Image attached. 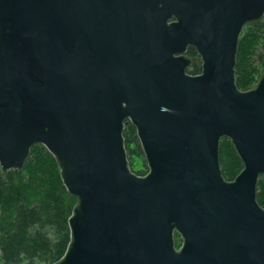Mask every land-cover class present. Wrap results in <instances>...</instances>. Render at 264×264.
<instances>
[{
    "label": "water",
    "instance_id": "water-1",
    "mask_svg": "<svg viewBox=\"0 0 264 264\" xmlns=\"http://www.w3.org/2000/svg\"><path fill=\"white\" fill-rule=\"evenodd\" d=\"M262 15L264 0H0V170L41 145L76 197L54 264H264V71L246 91L234 78ZM222 137L243 165L231 181Z\"/></svg>",
    "mask_w": 264,
    "mask_h": 264
},
{
    "label": "trees",
    "instance_id": "trees-1",
    "mask_svg": "<svg viewBox=\"0 0 264 264\" xmlns=\"http://www.w3.org/2000/svg\"><path fill=\"white\" fill-rule=\"evenodd\" d=\"M262 27L264 31V24L256 21L246 32L243 28L239 35L234 69L235 85L239 91L250 88L245 81L243 84L241 69L247 77L254 71L248 63L242 67V56H246L249 50L254 51L253 46L258 41ZM189 54L191 57H199L193 49ZM257 58V62L264 66V54L261 53ZM189 66L186 71L188 75H197L201 71L198 62L193 61ZM124 124L123 146L127 152L130 171L137 176L144 175L146 171L143 169L132 171L129 164V157L135 156L141 159L146 167L134 127L128 121ZM225 139L226 137H222L218 143L219 170L223 178L231 181L243 165L234 148ZM222 140L227 142L226 147L232 161L229 169L225 168L224 161L228 154L226 155L221 148ZM59 172L60 168L55 158L41 145L29 148L28 157L21 170L10 169L5 172L0 170V264H54L65 253L67 243L70 241L67 219L73 212L76 197L67 193ZM261 184L264 186V181L259 180L256 184L259 191L255 198L260 208L264 209V201H260L264 198H260L264 190ZM178 237L175 234L176 247L179 245Z\"/></svg>",
    "mask_w": 264,
    "mask_h": 264
},
{
    "label": "rangeland",
    "instance_id": "rangeland-1",
    "mask_svg": "<svg viewBox=\"0 0 264 264\" xmlns=\"http://www.w3.org/2000/svg\"><path fill=\"white\" fill-rule=\"evenodd\" d=\"M257 22H261L264 24V15H262ZM253 24L254 23H251V24L247 23L246 24L247 26H245L246 28H244V31L246 32V30L248 28H250V25L252 27ZM253 50L254 51L249 50L246 56H244V55L242 56V67L244 68L245 67L244 65H247V63H248V64H250L251 69H253V71H254L252 75H249L247 77L244 70L241 69V74L243 77V84H245V83L249 84L248 87H253L255 85V83H257L258 79L260 78L259 76H260L261 72L264 70V66L260 65L257 62L258 55H261V53L264 54V31H263V27H262V32L259 35L258 41H256V43L253 46ZM244 81H245V83H244ZM240 82H241V80H240ZM226 140L227 139H225V141ZM225 141L222 140L220 143H221L222 150L224 149L223 151H225L226 155L228 154V156H226L224 162H225V168L229 169L230 166L232 165V163H231L232 161H231V158L229 157V150L226 147L227 142H225ZM129 164L132 166V171H139L141 169L146 171V169H147V167H144L141 159H139L135 156L129 157ZM261 181H263V180L261 179ZM260 186H261V188L264 189L263 184H261ZM261 194H262V196L260 198L264 197V190H263V193H261ZM260 201H264V198L261 199Z\"/></svg>",
    "mask_w": 264,
    "mask_h": 264
},
{
    "label": "flooded vegetation",
    "instance_id": "flooded-vegetation-1",
    "mask_svg": "<svg viewBox=\"0 0 264 264\" xmlns=\"http://www.w3.org/2000/svg\"><path fill=\"white\" fill-rule=\"evenodd\" d=\"M243 29V28H242ZM194 50L195 51V49H194V47L193 46H186L185 47V50H184V58H186L187 60H188V66L189 65H191L192 64V62L193 61H195V62H198L199 63V65H200V59H199V55H198V53H197V55L199 56V57H197V58H195V56H190V54H189V51H191V50ZM196 52V51H195ZM190 67V66H189ZM188 67V68H189ZM262 179V177H260L258 180H257V182L259 181V180H261ZM257 182H256V184H257ZM255 188H256V186H255ZM258 189L256 188V193H255V196H256V194L258 193ZM255 201H256V198H255ZM263 209V208H262Z\"/></svg>",
    "mask_w": 264,
    "mask_h": 264
},
{
    "label": "built area",
    "instance_id": "built-area-1",
    "mask_svg": "<svg viewBox=\"0 0 264 264\" xmlns=\"http://www.w3.org/2000/svg\"><path fill=\"white\" fill-rule=\"evenodd\" d=\"M178 247H179V245H178ZM178 247H177V248H178Z\"/></svg>",
    "mask_w": 264,
    "mask_h": 264
}]
</instances>
